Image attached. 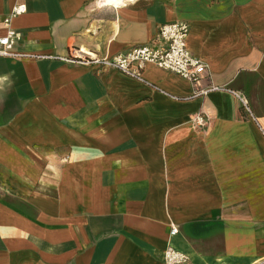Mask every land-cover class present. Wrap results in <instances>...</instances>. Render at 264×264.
Returning <instances> with one entry per match:
<instances>
[{
  "label": "crops",
  "instance_id": "1",
  "mask_svg": "<svg viewBox=\"0 0 264 264\" xmlns=\"http://www.w3.org/2000/svg\"><path fill=\"white\" fill-rule=\"evenodd\" d=\"M17 1L0 0V35ZM19 1L18 54L0 57V264H164L169 243L186 264H264V0ZM176 20L252 113L155 64L138 80L54 58L162 45Z\"/></svg>",
  "mask_w": 264,
  "mask_h": 264
},
{
  "label": "built area",
  "instance_id": "2",
  "mask_svg": "<svg viewBox=\"0 0 264 264\" xmlns=\"http://www.w3.org/2000/svg\"><path fill=\"white\" fill-rule=\"evenodd\" d=\"M129 1L134 0H97L96 4L98 6L111 4L117 7L127 4ZM27 9V4L18 0L4 17L6 32L0 35V57L18 54L15 51V44L19 39V33L12 25V20L25 13ZM189 30L190 26L186 21L176 20L160 26L159 37L163 42L162 45L144 44L115 55H101L88 47L73 46L67 56L54 58L82 65H101L119 70L138 80H144L143 71L148 63L155 64L187 79L192 85L193 97H206L213 91L227 90L239 99L241 105L248 112L252 113L248 100L242 92L213 82L207 63L188 48ZM38 57L47 58L49 56L38 55ZM195 120L199 125H206L210 123V116L205 111H199ZM178 230V226L173 224L170 230L171 236H174ZM189 259L188 254L174 244L167 245L164 252V264H186Z\"/></svg>",
  "mask_w": 264,
  "mask_h": 264
}]
</instances>
